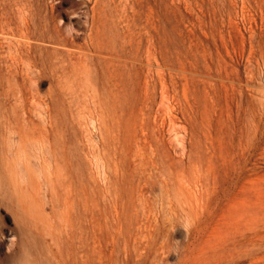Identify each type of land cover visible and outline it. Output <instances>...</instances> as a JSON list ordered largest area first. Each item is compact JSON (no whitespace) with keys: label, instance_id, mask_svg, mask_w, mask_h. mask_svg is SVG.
I'll use <instances>...</instances> for the list:
<instances>
[{"label":"rangeland","instance_id":"obj_1","mask_svg":"<svg viewBox=\"0 0 264 264\" xmlns=\"http://www.w3.org/2000/svg\"><path fill=\"white\" fill-rule=\"evenodd\" d=\"M0 18V119L24 129H0L4 264H264V0Z\"/></svg>","mask_w":264,"mask_h":264},{"label":"bare ground","instance_id":"obj_2","mask_svg":"<svg viewBox=\"0 0 264 264\" xmlns=\"http://www.w3.org/2000/svg\"><path fill=\"white\" fill-rule=\"evenodd\" d=\"M17 10V9H16ZM1 19V18H0ZM4 32H6V31H4ZM60 32V31H59ZM61 33V32H60ZM63 35V34H62ZM70 35V34H69ZM88 35V34H87ZM66 36V35H65ZM75 37V36H74ZM72 38V37H71ZM88 39H89V37H87ZM64 39V38H63ZM68 39V38H67ZM66 39V41H67V43H68V40ZM90 41V40H89ZM71 42V41H70ZM77 42V41H76ZM86 43V42H85ZM72 45H74V44H72ZM42 47H44V46H42ZM91 48V47H90ZM31 50H33V48H31ZM19 51H21V50H19ZM27 51H29V50H27ZM10 54V53H9ZM34 54V53H33ZM8 55V54H7ZM34 56V55H33ZM7 58H8V56H7ZM6 63V62H5ZM58 63V62H57ZM29 64H32L31 62L29 63ZM4 65V64H3ZM7 66V65H6ZM61 70V69H60ZM19 75H21V74H19ZM7 103V102H6ZM21 124L18 122V120H13L12 118H10L8 115H2V117H1V119H0V129H2V131H3V133L5 134V135H7V136H9V137H12L13 136V134H19V138H21L22 139V134H23V132H24V129H23V127H21L20 126ZM37 132H36V130L34 129V135L36 134ZM40 136H43V138H44V140H47V142H48V144H47V142H44V140L43 139H41V140H37V139H35L36 137H39L37 134L35 135V138H34V145L37 147L38 146V148H39V150H41L42 152V154H41V156H39V158H40V161L42 162V163H44L45 164V162H46V164H48L47 165V167L49 168V172H50V164H49V162H48V156H47V153H46V151H45V148H47L48 146H50L49 145V135L47 134V133H43V132H40ZM23 141V140H22ZM46 178L47 179H49V180H51V177H50V175L49 174H47V176H46ZM1 193V192H0ZM4 193V192H3ZM1 195V194H0ZM1 199V198H0ZM1 211V210H0ZM23 226V225H22ZM25 228V227H24ZM8 231V230H7ZM9 233V232H8ZM0 236H1V231H0ZM7 251V250H6ZM15 260H13V257H8V259H2V258H0V264H4L5 262H14Z\"/></svg>","mask_w":264,"mask_h":264}]
</instances>
